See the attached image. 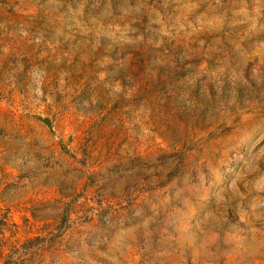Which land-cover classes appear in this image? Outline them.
I'll use <instances>...</instances> for the list:
<instances>
[{
  "label": "rangeland",
  "instance_id": "obj_1",
  "mask_svg": "<svg viewBox=\"0 0 264 264\" xmlns=\"http://www.w3.org/2000/svg\"><path fill=\"white\" fill-rule=\"evenodd\" d=\"M0 264H264V0H0Z\"/></svg>",
  "mask_w": 264,
  "mask_h": 264
}]
</instances>
